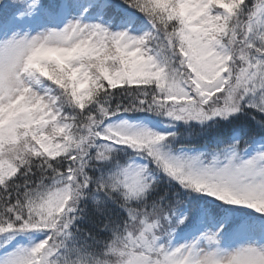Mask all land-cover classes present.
Wrapping results in <instances>:
<instances>
[{
	"label": "snow or ice",
	"instance_id": "1",
	"mask_svg": "<svg viewBox=\"0 0 264 264\" xmlns=\"http://www.w3.org/2000/svg\"><path fill=\"white\" fill-rule=\"evenodd\" d=\"M0 264H264V0H0Z\"/></svg>",
	"mask_w": 264,
	"mask_h": 264
}]
</instances>
